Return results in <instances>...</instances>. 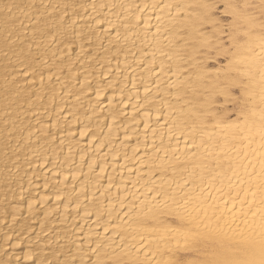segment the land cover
Here are the masks:
<instances>
[{
    "label": "bare ground",
    "instance_id": "obj_1",
    "mask_svg": "<svg viewBox=\"0 0 264 264\" xmlns=\"http://www.w3.org/2000/svg\"><path fill=\"white\" fill-rule=\"evenodd\" d=\"M0 264H264V0H0Z\"/></svg>",
    "mask_w": 264,
    "mask_h": 264
},
{
    "label": "rangeland",
    "instance_id": "obj_2",
    "mask_svg": "<svg viewBox=\"0 0 264 264\" xmlns=\"http://www.w3.org/2000/svg\"><path fill=\"white\" fill-rule=\"evenodd\" d=\"M222 9H223V3L222 2H218V3H216V8L214 10V13L221 20V22L223 24H226L227 19H228V16L226 14L222 13ZM224 58H225L224 56L220 55V56H218L217 59L221 63H224L225 62V59ZM210 63L213 64L212 61H210ZM229 106L232 107L231 104H229Z\"/></svg>",
    "mask_w": 264,
    "mask_h": 264
}]
</instances>
